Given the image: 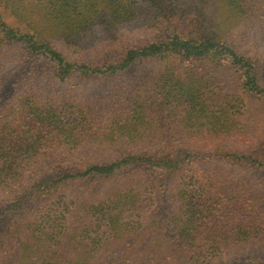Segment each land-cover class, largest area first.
<instances>
[{"label":"trees","instance_id":"obj_1","mask_svg":"<svg viewBox=\"0 0 264 264\" xmlns=\"http://www.w3.org/2000/svg\"><path fill=\"white\" fill-rule=\"evenodd\" d=\"M263 176L264 0H0V264H264Z\"/></svg>","mask_w":264,"mask_h":264},{"label":"rangeland","instance_id":"obj_2","mask_svg":"<svg viewBox=\"0 0 264 264\" xmlns=\"http://www.w3.org/2000/svg\"><path fill=\"white\" fill-rule=\"evenodd\" d=\"M127 35H129L131 39L134 38L135 36H136L135 38H140L139 33L136 30L133 31L132 33L127 34ZM162 38H163V36L158 37V39H162ZM143 39L145 41H150V40L154 39V36L150 35L149 33H145Z\"/></svg>","mask_w":264,"mask_h":264}]
</instances>
